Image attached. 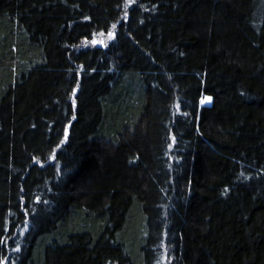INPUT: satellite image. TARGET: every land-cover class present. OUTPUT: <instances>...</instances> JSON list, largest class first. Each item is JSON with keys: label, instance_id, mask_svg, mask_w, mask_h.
Masks as SVG:
<instances>
[{"label": "trees", "instance_id": "16d2710c", "mask_svg": "<svg viewBox=\"0 0 264 264\" xmlns=\"http://www.w3.org/2000/svg\"><path fill=\"white\" fill-rule=\"evenodd\" d=\"M0 264H264V0H0Z\"/></svg>", "mask_w": 264, "mask_h": 264}, {"label": "snow or ice", "instance_id": "6c2138e0", "mask_svg": "<svg viewBox=\"0 0 264 264\" xmlns=\"http://www.w3.org/2000/svg\"><path fill=\"white\" fill-rule=\"evenodd\" d=\"M100 35L102 36L103 33H100ZM111 36H112V33H109V37H111ZM92 43H93V44H96V43H103V41H102V40L97 41V40L94 39V40L92 41ZM211 99H212L211 97H205L204 100L202 101V103H204V102H208V101H211ZM65 138H66V137H65Z\"/></svg>", "mask_w": 264, "mask_h": 264}, {"label": "rangeland", "instance_id": "374dc122", "mask_svg": "<svg viewBox=\"0 0 264 264\" xmlns=\"http://www.w3.org/2000/svg\"><path fill=\"white\" fill-rule=\"evenodd\" d=\"M108 38H111V37H108ZM95 40L100 41V39H99L98 37H96ZM102 41H103V40H102ZM103 42H104V41H103ZM96 44H98V43H96ZM208 102H209V101H208ZM204 103H206V102H204ZM204 103H203V104H204Z\"/></svg>", "mask_w": 264, "mask_h": 264}]
</instances>
